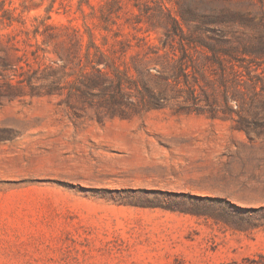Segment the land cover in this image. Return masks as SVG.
<instances>
[{
	"label": "rangeland",
	"instance_id": "obj_1",
	"mask_svg": "<svg viewBox=\"0 0 264 264\" xmlns=\"http://www.w3.org/2000/svg\"><path fill=\"white\" fill-rule=\"evenodd\" d=\"M196 2L0 0V264H264V202L250 200L264 197V161L261 178L250 179L262 184L236 195L124 185L109 172L140 139L134 131L167 128L156 109L245 115L264 159V62L230 61L199 44L184 53L178 37L163 48L170 15L184 35L202 34L181 14ZM242 29L230 35L253 34ZM107 62L130 67L136 83L119 84ZM134 65L170 81L155 77L145 89ZM90 200L182 220L146 231L98 224L104 216Z\"/></svg>",
	"mask_w": 264,
	"mask_h": 264
},
{
	"label": "crops",
	"instance_id": "obj_2",
	"mask_svg": "<svg viewBox=\"0 0 264 264\" xmlns=\"http://www.w3.org/2000/svg\"><path fill=\"white\" fill-rule=\"evenodd\" d=\"M168 117L167 128L160 131H134L131 149L116 155V166L109 172L123 175L124 185L163 186L168 191L196 194H244L251 186H260V146L253 145L252 124L245 115L211 113L197 110L156 109ZM131 179V181H128ZM232 200H243L232 197ZM250 200L263 201V198ZM99 208L101 220L112 225L169 228L182 216L159 207L109 204L87 201ZM157 233H162L159 231ZM146 235V234H144Z\"/></svg>",
	"mask_w": 264,
	"mask_h": 264
},
{
	"label": "trees",
	"instance_id": "obj_3",
	"mask_svg": "<svg viewBox=\"0 0 264 264\" xmlns=\"http://www.w3.org/2000/svg\"><path fill=\"white\" fill-rule=\"evenodd\" d=\"M230 0H199L194 3L188 11L182 12L184 22L190 27L194 24V30L199 31L200 35H184L183 28L176 17L170 15L169 25L163 40V48L168 45L173 46V42L177 39L181 45V50L187 53V45L199 44L208 47L215 55L222 54L230 58V61L248 60L249 63L264 62V0H243L248 1L252 9L233 10L223 4ZM137 4V3H136ZM187 12V13H186ZM239 25L243 30H250L253 34L235 36L230 33L234 32V27ZM75 37L80 42L78 30L74 29ZM205 35V36H204ZM92 41V45H93ZM97 48V47H96ZM98 51H100L98 49ZM101 52V51H100ZM86 57H90V52L86 53ZM107 67L113 68L119 84L129 82L132 85L136 83L130 74L131 68L125 67L124 70L119 69L113 63H106ZM252 65L246 66L249 72H252ZM139 79L145 89L150 87L155 77L161 79L163 83H169L170 75L153 74L148 66L134 65ZM181 67L173 76L180 75ZM108 73V72H107ZM186 73V72H185ZM175 80V79H174Z\"/></svg>",
	"mask_w": 264,
	"mask_h": 264
}]
</instances>
